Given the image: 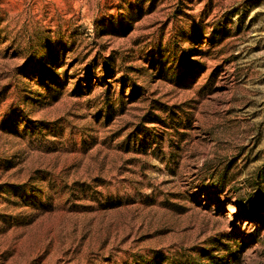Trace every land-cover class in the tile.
I'll return each instance as SVG.
<instances>
[{
	"label": "rangeland",
	"instance_id": "rangeland-1",
	"mask_svg": "<svg viewBox=\"0 0 264 264\" xmlns=\"http://www.w3.org/2000/svg\"><path fill=\"white\" fill-rule=\"evenodd\" d=\"M0 264H264V0H0Z\"/></svg>",
	"mask_w": 264,
	"mask_h": 264
}]
</instances>
